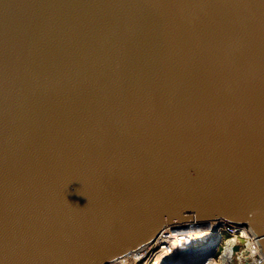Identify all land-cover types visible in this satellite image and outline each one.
<instances>
[{"label": "water", "instance_id": "obj_1", "mask_svg": "<svg viewBox=\"0 0 264 264\" xmlns=\"http://www.w3.org/2000/svg\"><path fill=\"white\" fill-rule=\"evenodd\" d=\"M216 220L264 256V0H0V264Z\"/></svg>", "mask_w": 264, "mask_h": 264}, {"label": "bare ground", "instance_id": "obj_2", "mask_svg": "<svg viewBox=\"0 0 264 264\" xmlns=\"http://www.w3.org/2000/svg\"><path fill=\"white\" fill-rule=\"evenodd\" d=\"M220 221L210 222H187L183 224L168 225L160 233L152 246L144 249L143 253H132L116 259L111 264H135L141 261L145 255L152 254L155 257L154 264H207L215 258L214 252L218 248L220 236L218 232L222 229ZM234 228L243 230L238 225ZM234 244V243H233ZM233 244L228 243L223 254L220 256L223 264H233V259L240 261L249 260V254H257L260 246L247 247L251 251L234 252ZM186 245L188 249H184ZM158 246V247H157ZM244 247V246H243ZM188 256L189 259L183 261L179 258V253ZM259 258V257H258Z\"/></svg>", "mask_w": 264, "mask_h": 264}, {"label": "built area", "instance_id": "obj_3", "mask_svg": "<svg viewBox=\"0 0 264 264\" xmlns=\"http://www.w3.org/2000/svg\"><path fill=\"white\" fill-rule=\"evenodd\" d=\"M223 227L228 228L231 232H233L235 234L239 233L242 235V239L244 240V242L233 239L234 244L239 243L241 245L240 251L242 253L245 250H249V252L251 251L249 248H247L248 246L249 247L256 246V245L259 246V244L255 240V239H257L256 236L247 227L240 226V227H242L243 230H239V228L236 229L233 227V225H230V224H224ZM222 230H223V228L221 229V231ZM147 259L150 261L149 257H146L145 259H143V261H145V260L147 261ZM143 261H141V263H143ZM244 261H249L251 264H264V256L262 255L261 250L259 249V252L257 254H251L250 253L249 254V260H244ZM149 263L150 262H148L147 264H149ZM151 264H153V263H151Z\"/></svg>", "mask_w": 264, "mask_h": 264}, {"label": "rangeland", "instance_id": "obj_4", "mask_svg": "<svg viewBox=\"0 0 264 264\" xmlns=\"http://www.w3.org/2000/svg\"><path fill=\"white\" fill-rule=\"evenodd\" d=\"M218 235L220 236V242H219L218 248L216 250L215 259L220 264H223L222 261H221L220 255H221L222 252H224V250H225L226 246L228 245V243L233 244V242H234L233 239H236V240L242 241V242H244V240L242 239V235L241 234H239V233L235 234V233L231 232L228 228H224V227H223L222 231L220 230V232H218ZM183 246H184V249H188L186 245H183ZM143 252H141V253H143ZM217 253H220V254L217 255ZM138 255H141V254L139 253ZM146 257H149L150 261L148 259H147V261L146 260L143 261V259H145ZM143 259L141 260V261H143V263H141V261H139L138 263H135V264H147L148 262H150L149 264H151V263L154 264L155 263V257L152 256V254L145 255V257Z\"/></svg>", "mask_w": 264, "mask_h": 264}, {"label": "trees", "instance_id": "obj_5", "mask_svg": "<svg viewBox=\"0 0 264 264\" xmlns=\"http://www.w3.org/2000/svg\"><path fill=\"white\" fill-rule=\"evenodd\" d=\"M224 224H226V223H223V224H222V228H223V225H224ZM219 251H220V250H219ZM218 254H220V253H217V255H218ZM207 264H220V263L214 258L212 261H210V262L207 263Z\"/></svg>", "mask_w": 264, "mask_h": 264}]
</instances>
